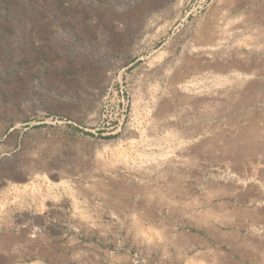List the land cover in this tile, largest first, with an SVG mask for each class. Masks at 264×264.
Returning <instances> with one entry per match:
<instances>
[{
    "label": "rangeland",
    "instance_id": "1",
    "mask_svg": "<svg viewBox=\"0 0 264 264\" xmlns=\"http://www.w3.org/2000/svg\"><path fill=\"white\" fill-rule=\"evenodd\" d=\"M263 179L264 0H0V264H264Z\"/></svg>",
    "mask_w": 264,
    "mask_h": 264
},
{
    "label": "bare ground",
    "instance_id": "2",
    "mask_svg": "<svg viewBox=\"0 0 264 264\" xmlns=\"http://www.w3.org/2000/svg\"><path fill=\"white\" fill-rule=\"evenodd\" d=\"M182 3V1H180L179 2V4H181ZM231 34V33H230ZM227 35V34H226ZM223 39V38H222ZM195 52V51H194ZM237 83V82H236ZM234 84V83H233ZM235 86V85H234ZM221 89V88H220ZM184 92V91H183ZM186 92V91H185ZM189 93V92H188ZM221 93V92H220ZM190 94H191V92H190ZM219 93H217L216 95H218ZM184 95V94H183ZM188 95V94H187ZM220 96L222 95V93L221 94H219ZM185 96V95H184ZM199 96V95H198ZM187 97V96H186ZM192 98H194V97H192ZM200 98V97H199ZM194 100V99H193ZM199 100V99H198ZM161 109V108H160ZM159 112V111H158ZM166 112V111H165ZM199 112V111H198ZM158 115V114H157ZM167 115V114H166ZM203 115V114H202ZM171 155V154H170ZM170 155L169 156H167V154L165 155H163V156H160V157H154V159H152V160H150L151 161V165H153L154 167H162V166H164L165 164H167V163H173V162H176V161H179V159L178 160H173V159H171V157H170ZM177 155V154H176ZM175 156V155H174ZM179 156V155H178ZM177 158V157H176ZM181 159V158H180ZM149 162V161H148ZM168 165V164H167ZM176 165V164H175ZM149 166H150V164H149ZM150 167H152V166H150ZM153 168V167H152ZM257 173V172H256ZM255 173V174H256ZM264 180V179H263ZM244 184V183H243ZM247 184V183H246ZM50 189V188H49ZM70 190V189H69ZM97 190V189H96ZM149 190V189H148ZM263 192V191H262ZM262 194V193H261ZM154 195V194H153ZM157 195V194H156ZM159 195V194H158ZM143 196V195H142ZM262 197H264L263 196V194H262ZM102 200V199H101ZM249 200V199H248ZM109 201V200H108ZM263 202H264V200H263ZM142 203H143V201H142ZM170 204V203H169ZM140 206H142V205H140ZM252 208V207H251ZM256 213H258V212H256ZM78 214V213H77ZM253 216V215H252ZM255 216H257V215H255ZM239 217H240V215H239ZM249 217H251V216H249ZM86 218V217H85ZM253 222V221H252ZM229 225V224H228ZM237 227V226H236ZM263 227V226H262ZM261 227V228H262ZM258 228V227H257ZM260 228V229H261ZM255 229V228H254ZM259 229V230H260ZM264 229V228H263ZM252 230H253V228H252ZM258 231V230H257ZM257 231L255 232L254 231V233H256V234H259V233H257ZM262 231V230H261ZM251 232V231H250ZM248 233V232H247ZM251 233H253V231L251 232ZM262 233V232H261ZM264 233V232H263ZM262 233V234H263ZM255 234V235H256ZM260 236V235H259ZM255 237V236H254ZM248 243V242H247ZM251 244V243H250Z\"/></svg>",
    "mask_w": 264,
    "mask_h": 264
}]
</instances>
